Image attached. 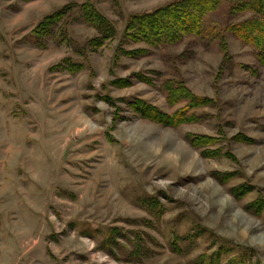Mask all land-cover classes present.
I'll return each instance as SVG.
<instances>
[{
  "label": "rangeland",
  "instance_id": "obj_1",
  "mask_svg": "<svg viewBox=\"0 0 264 264\" xmlns=\"http://www.w3.org/2000/svg\"><path fill=\"white\" fill-rule=\"evenodd\" d=\"M84 1L0 0V264H264V210L250 206L264 200V56L227 30L253 13L225 0L200 35L150 47L126 25L173 0H90L117 28L102 47L78 8L33 37ZM168 81L211 101L175 127L128 105L175 112L187 102L168 99Z\"/></svg>",
  "mask_w": 264,
  "mask_h": 264
},
{
  "label": "trees",
  "instance_id": "obj_2",
  "mask_svg": "<svg viewBox=\"0 0 264 264\" xmlns=\"http://www.w3.org/2000/svg\"><path fill=\"white\" fill-rule=\"evenodd\" d=\"M225 0H173L161 5L151 11L134 14L130 17L125 31L124 39L129 42L145 43L150 47L164 45H173L182 41L185 37L191 35H200L203 29L205 17L215 11ZM233 4L232 13L252 12L253 16L236 23L229 24L227 30L233 33L245 44L255 47L262 59L264 56V0H228ZM78 8L80 18L87 24L93 26L99 31V36L91 39L89 45L92 48H100L106 42L114 39L117 35V28L110 18L103 14L100 9L90 0L82 3L66 5L63 8L47 15L33 29V37L41 39L53 33L54 27L61 22L67 14L73 9ZM145 52L144 49L124 51L130 56H138ZM58 67L67 69L71 72H77L84 69L83 62H74L71 59H65ZM141 77V74H138ZM145 78V77H142ZM145 80V79H144ZM116 84L124 85L128 83L127 79H117ZM168 99L177 102L185 100L187 103L173 113H167L145 100L135 99L128 102V105L134 109L140 116L146 117L152 121L165 126H178L184 122H190L195 114L189 113L192 108L209 104L211 101L207 97H199L183 82L173 84L166 83ZM109 98V97H108ZM217 139L209 136H201L199 140L193 141L196 146L205 143V145L216 142ZM216 151V150H215ZM211 154L210 156H212ZM216 178L223 182H228L233 178L231 173L216 172ZM240 187V186H239ZM238 186L233 189L235 196H244L247 194V185ZM258 212L264 210V200L260 199L254 204H250ZM113 233L107 237L106 244H111ZM140 243H136L130 255H139L141 252Z\"/></svg>",
  "mask_w": 264,
  "mask_h": 264
}]
</instances>
